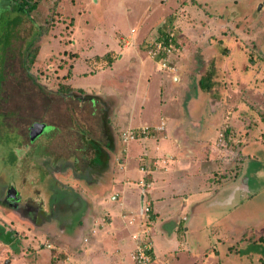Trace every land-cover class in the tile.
Masks as SVG:
<instances>
[{"label":"rangeland","instance_id":"obj_1","mask_svg":"<svg viewBox=\"0 0 264 264\" xmlns=\"http://www.w3.org/2000/svg\"><path fill=\"white\" fill-rule=\"evenodd\" d=\"M16 8V2L0 0V190L6 197L14 190L21 199L31 195L50 203L52 183L59 182L78 193L87 208L67 212L72 223L57 229L58 237L54 227V232L31 227L0 207V264H47L49 256L59 254L64 255L62 264H137L132 254L141 241L151 252L154 244L148 264H264V0H35L22 3L25 11ZM162 31L172 33L176 42L166 60L172 70L160 68L146 53ZM107 51L112 65L102 57ZM129 54L155 65L169 85L178 67L184 68L189 91L196 95L191 100L203 101L204 109L218 105L215 120H222L208 142L193 146L195 154L207 157L199 165L207 171L190 179L211 189L203 190L186 212L179 207L181 196L178 206L164 191L155 221L148 217L146 202L147 211L140 207L137 189L124 203L133 212L117 217L121 210L109 198L113 186L94 189L101 180L106 183L109 169L91 181L86 169L91 152L80 140L83 132L101 142L110 134L115 147L109 163L126 155L130 176L139 166L138 142L125 144L120 138L131 94L145 90L146 74L139 78L138 59L126 72ZM151 81V105L153 99L155 104L166 101L162 94L168 87L160 94ZM65 83L72 92L58 93ZM111 94L119 100L114 114ZM185 117L181 114L180 121ZM151 118L142 113L130 120L140 125ZM48 169L58 172L53 180ZM178 174L181 185L186 179ZM179 211L187 220L176 226ZM76 219L83 220L79 229L74 228ZM122 221L136 231L127 252L122 245L128 234L119 232ZM112 225L117 227L114 235Z\"/></svg>","mask_w":264,"mask_h":264},{"label":"crops","instance_id":"obj_2","mask_svg":"<svg viewBox=\"0 0 264 264\" xmlns=\"http://www.w3.org/2000/svg\"><path fill=\"white\" fill-rule=\"evenodd\" d=\"M164 2L165 0H160V3L164 4ZM127 59V66L124 62V67H127L128 69L126 70V72H129L131 71L129 70V66L133 64L132 66L135 68L138 58L137 56H132V54H129L127 55ZM113 62H111L110 64L112 65ZM138 64L139 69L137 71V74H139V78L141 75L146 74V78L144 79L145 90L138 93V89H136V92L131 94V109L128 113L129 117H127L126 120L124 119V117H122L125 121L121 126L125 130H135L141 127H148L146 135H142L140 137H137L136 139H133L138 142L137 147L139 149L137 158L140 160V162H138L139 166L137 167V169H135V171H133V175L130 176L126 171V164L124 162L126 155H122V158H120V160L113 159L114 162L111 161V163H109L108 165V178L106 183L104 184V188L101 191L103 192L104 189L109 185L113 186V188L111 189L112 194L109 198L111 201L117 202L119 209L121 210L119 213H117L118 217L120 213L125 212V214H130L131 212H133L130 210H126V208L124 207V203L129 200V197H135V189H137V191H139V197H142V201H139L140 207L143 202H146L153 215L152 220L155 221L158 214V212L156 211L158 210V205L156 203L157 201L161 200V195L164 194V191L170 193L174 200L177 201L178 206V197L181 196L179 207L180 210L185 209L186 212L188 210H191L193 206L196 205L194 203L199 202L198 199L200 198L203 190L209 191L211 189V187L208 188L207 186L202 187L199 180L196 181L197 179L191 180L192 178L196 177L195 175H199L200 173H205V171H207V169L202 170L199 167L201 160H204L207 157L202 153H200L199 155L195 154L193 146L199 145V147H201L203 144H205V142H208L207 140L208 138H210L212 131H215V128L217 129L221 125L222 120L219 122L218 117L215 120L214 115L216 113V107H218V105L213 108H209L207 106V108L204 109L205 105L203 101V105H200L201 103H195L191 100L196 95L194 94V92L192 93V91H189L187 85L188 82L185 75L186 71L184 70V68L178 67V71L180 72L178 74L172 75L171 79L174 83L169 85L167 76H161L155 65H153L151 62L149 63L147 61L138 59ZM171 66L174 67L173 65ZM109 68L111 67L109 66ZM149 70L151 72H149L151 75L150 79L147 77V71ZM155 70H157L156 73ZM152 73H155L158 76L155 77ZM118 76L119 78L122 77L121 79L123 80V82L126 81L125 71L121 70V72H118ZM151 77H153L152 81ZM148 79L151 81V83H157L156 85H152V87H154V90L159 91L160 94L164 91L163 87H168L167 91L162 94L166 98V101H163V99H158L157 104H155V101L153 99L151 105L150 98L147 99L148 88H151V86H149L150 83L148 82L150 81ZM111 95L114 96V102L116 104L112 107V113L114 114L117 110L119 100L115 94ZM167 100L172 102L169 103L167 102ZM145 103L147 104L145 106V110L143 111V106ZM169 110H171L170 113H168ZM142 113L145 114V116L150 115L153 118L149 119L143 124L132 125V121L130 120L131 116H133L134 114L137 116H141ZM181 114L186 116L183 119L184 122H182L183 120L180 121ZM160 124L161 126L160 128H158ZM127 141L122 142L126 144ZM199 141H201L202 145L197 143ZM124 151L126 153V150ZM196 162L198 164V167L195 169L193 167L194 163ZM190 166H192V169L194 171L190 170ZM180 172H183L186 179L182 182L181 185L178 183V178H180L178 173ZM179 186L186 188L184 193H178L177 189ZM140 190H142L141 194ZM187 191H191L192 193L185 194ZM169 210L170 212H167L166 214L173 212L174 208ZM104 211L107 210L104 209ZM180 212L182 211H179V214ZM179 214L175 217L174 220V224L176 226L179 223H183V221L187 220L184 211L182 212L181 216ZM106 215L110 214L108 213ZM166 218L167 217H164V220ZM111 219V216L107 218L109 222L111 221ZM109 222L108 224H110ZM121 223L122 226L121 229H119V232L123 231L128 234L127 241L125 243L122 242L124 243L122 245V249L126 251L125 249L129 248L130 243H132L130 239L131 235L135 234L136 231L132 230L133 227L125 224L124 221H122ZM159 224L160 222L155 223V225ZM181 226L183 225L181 224ZM114 227L116 226L112 225V228L114 229V231H111L112 235H114V232H117V229H115ZM182 228L183 230H186V227L183 226ZM166 236V241L169 245L171 243L170 241H172L171 235L170 233H167ZM161 240V246L165 247V240L162 238ZM151 245L152 252L154 254V244L152 243V241ZM168 245L166 246L168 247Z\"/></svg>","mask_w":264,"mask_h":264},{"label":"flooded vegetation","instance_id":"obj_3","mask_svg":"<svg viewBox=\"0 0 264 264\" xmlns=\"http://www.w3.org/2000/svg\"><path fill=\"white\" fill-rule=\"evenodd\" d=\"M50 174L52 177L55 175L53 171ZM90 178H94L92 174H90ZM56 184L60 188H51L49 194L50 203L48 201V203H46L44 199L41 201L40 199L42 198L35 200L31 195L26 196L24 199H21L17 195L18 198L14 200L11 197H6L5 190H3L4 188H1L0 207L10 210V212L15 214L17 218L24 220L31 227L44 228L47 232H53L51 227H54V230H57L65 223H69L67 212L80 211L83 205V200L77 193L72 192L71 190L65 191L61 188L62 186H60L61 184L59 182H56ZM33 191L38 195L36 189Z\"/></svg>","mask_w":264,"mask_h":264},{"label":"trees","instance_id":"obj_4","mask_svg":"<svg viewBox=\"0 0 264 264\" xmlns=\"http://www.w3.org/2000/svg\"><path fill=\"white\" fill-rule=\"evenodd\" d=\"M12 2H16V5H17V8L19 9V10H24L25 11V8H21L20 9V7H22V3L23 2H28L29 1V3H30V5H32V4H35V0H32V4H31V1L30 0H11ZM16 8V9H17ZM167 33H168V31H162V32H160V33H158L159 35H157L156 36V38H154V40H156V39H159L160 37H164V41L166 40V38H167ZM172 41H173V43H176L175 41H174V37L172 38ZM149 45H150V42H149V44L146 46L147 48L149 47ZM176 45V44H175ZM33 52L31 53H29L28 55H29V58H26V59H24V69L26 70L27 68H28V66H29V64H30V62H28V61H30L31 59H32V57L31 56H33ZM102 57H105V58H108V63L110 64L111 62H112V58H111V56H110V52H105L103 55H102ZM56 91L58 92V93H71L72 92V87L70 86V84H68V83H65V84H60L58 87H57V89H56ZM80 91V90H79ZM88 98V97H87ZM105 117H106V109L105 108H103V115H102V120H103V122H104V124H106V120H105ZM106 136V135H105ZM109 136V137H108ZM108 136H106V141L105 142H101V141H98V140H94V139H92V138H90V137H88L84 132L83 133H81V138H80V140L84 143V145H85V149H86V151H89V152H91V157H89L87 160H86V169H88L87 171H88V178L91 180V181H93L94 180V182H95V180L97 179V173L98 172H107L108 171V168H109V152H111L112 150H114V147L115 146H113V142H114V140H113V138H112V136L109 134ZM92 168L94 169V168H96V171H95V169L94 170H92ZM50 169V168H49ZM49 169H48V174L50 175V177H51V180H53L52 178V176H51V172L53 171V173L55 172V173H57L56 172V170H50L49 171ZM90 174H92V175H94V178H90ZM99 179V178H98ZM90 181V182H91ZM97 181H99V180H97ZM94 182H92V183H94ZM86 183L88 184V181H86ZM52 187H54L55 189H57V187H58V185L56 184V182H53L52 183V186H51V188ZM95 187V186H94ZM104 187V181L102 182V180L100 181V183H98L97 184V186L94 188V189H100V188H103ZM58 188H60V187H58ZM66 191V190H65ZM65 193H68V192H65ZM78 194V193H77ZM79 196V195H78ZM80 197V196H79ZM83 207H86L87 208V206H84V200H83V205H82V207H81V209H80V211L83 209ZM86 208H84V211H85V209ZM79 211V212H80ZM86 212H87V209H86ZM85 212V213H86ZM71 214V212L69 211V215ZM67 216H68V214H67ZM148 217H149V219H151L152 220V218H153V215H152V213H151V211L149 210V214H148ZM83 218V217H82ZM83 222V220L82 219H76V222H75V224H74V228L76 227H78V229H79V227L81 226V223ZM72 223V221H69V225ZM66 224V223H65ZM64 224V225H65ZM63 227V226H62ZM72 228H73V226H72ZM73 228V229H74ZM75 228V229H76ZM57 229V228H56ZM54 232V231H53ZM12 233H13V231H12ZM12 233L11 232H9V235H11L12 236ZM55 235H57L58 237H61V236H59V233H58V231L57 230H55V233H54ZM69 237H71V236H69ZM72 237H74V236H72ZM138 244H140V245H142V244H144V241H141V242H139ZM135 247V246H134ZM145 252L148 254V255H150V256H152V252H151V250H150V247L148 248V249H145ZM63 257H64V255L63 254H59V255H53V256H49V259H48V262H47V264H62V259H63ZM61 259V260H60Z\"/></svg>","mask_w":264,"mask_h":264},{"label":"built area","instance_id":"obj_5","mask_svg":"<svg viewBox=\"0 0 264 264\" xmlns=\"http://www.w3.org/2000/svg\"><path fill=\"white\" fill-rule=\"evenodd\" d=\"M172 33H167V38L164 41V37H160L159 39H152L150 42L149 47L146 49L147 55L156 60L157 65L160 68H168V70H172L173 67L169 64H167L166 60L168 59L169 55L172 54L176 50L175 43H173L172 38H173ZM156 38V37H155ZM161 124L159 125L158 128H160ZM147 134V127H141L139 129H127L121 132L120 138L121 141H127V140H132L134 138L140 137L142 135ZM147 204V203H146ZM146 204H142V208L147 211V206ZM150 247L147 246L144 242V244H136L135 245V250L134 253L132 254V258L135 259L137 264H148L150 261L149 255L145 252V249H148Z\"/></svg>","mask_w":264,"mask_h":264},{"label":"water","instance_id":"obj_6","mask_svg":"<svg viewBox=\"0 0 264 264\" xmlns=\"http://www.w3.org/2000/svg\"><path fill=\"white\" fill-rule=\"evenodd\" d=\"M13 190V189H12ZM13 192H14V195L13 196H11V198H13L14 200L17 198L16 197V193H15V191L13 190Z\"/></svg>","mask_w":264,"mask_h":264}]
</instances>
